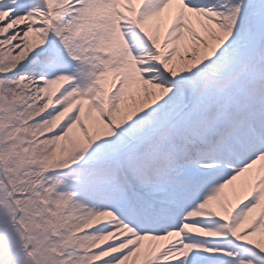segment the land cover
Wrapping results in <instances>:
<instances>
[{"label": "snow or ice", "instance_id": "6c2138e0", "mask_svg": "<svg viewBox=\"0 0 264 264\" xmlns=\"http://www.w3.org/2000/svg\"><path fill=\"white\" fill-rule=\"evenodd\" d=\"M0 264H264V0H0Z\"/></svg>", "mask_w": 264, "mask_h": 264}]
</instances>
